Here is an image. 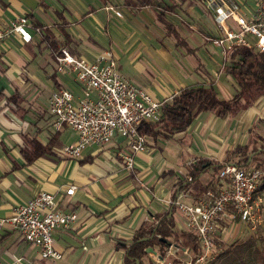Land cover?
<instances>
[{
	"label": "crops",
	"instance_id": "1",
	"mask_svg": "<svg viewBox=\"0 0 264 264\" xmlns=\"http://www.w3.org/2000/svg\"><path fill=\"white\" fill-rule=\"evenodd\" d=\"M230 1L248 18L256 10L255 0ZM217 4L0 0V27L27 15L33 35L30 43L16 34L0 44V220L42 191L54 193L64 212L78 215L69 230L54 232L61 259L32 260L38 249L17 230L5 228L0 235V264H126L124 245L143 226L174 208L168 200L195 203L217 181L214 165L229 163L236 147L253 140L264 146V96L225 117L204 113L171 139L147 135L148 148L136 155L132 169L120 156L126 146L120 136L109 145L88 148L77 160L62 154L63 146L77 141L76 131L68 126L61 131L50 128L52 93L65 87L77 97L83 95L71 75L57 71L61 47L88 62L112 48L123 75L160 101L169 102L184 87L210 79L217 81L223 99L233 98L236 82L223 71L227 56L206 39L221 34L214 21ZM109 6L123 17L107 10ZM161 11L176 33H168L159 20ZM227 24L236 28L232 20ZM211 67L219 76L211 73ZM15 95L16 100H11ZM42 148L45 153L37 154ZM200 160L213 165L193 174ZM71 186L75 192L67 195ZM173 215L176 229L189 231L186 216L176 209ZM165 248L162 251L167 252ZM167 255L149 253L144 260L167 264ZM20 257L23 261L17 262Z\"/></svg>",
	"mask_w": 264,
	"mask_h": 264
},
{
	"label": "built area",
	"instance_id": "2",
	"mask_svg": "<svg viewBox=\"0 0 264 264\" xmlns=\"http://www.w3.org/2000/svg\"><path fill=\"white\" fill-rule=\"evenodd\" d=\"M255 1L256 10L248 18L241 13L237 3L208 0V3H218L214 21L221 34L206 39L222 47L225 56L239 46L264 51V0ZM106 9L123 17L113 6ZM230 20L236 28L228 26ZM31 27L27 15L18 16L0 27V44L16 34L24 43H30L33 38ZM56 61L57 71L71 75L83 91V95L77 97L73 91L61 87L49 99L50 128L61 131L68 126L78 134L75 143L63 146V156L81 159L88 148L109 145L120 136L126 142L120 156L127 168H134L136 155L148 148V137L139 131L140 126L144 122H158L168 101L155 99L145 88L127 79L120 71L112 48L103 50L94 62H88L75 57L67 47H61ZM210 70L219 76L216 68ZM263 180L264 169L261 167L227 163L220 169L217 181L195 203L188 204L179 199L167 201L168 206L186 216L189 232L197 238L199 251L186 261L187 264H211L221 251L218 240L222 229L226 231L235 223L254 227L261 223L264 193H260L259 188ZM75 189L71 186L67 195L74 194ZM77 218L75 212H64L54 193L42 191L16 205L10 217L0 220V235L5 228L15 229L31 247L38 249L32 260H59L63 255L55 246L54 232L69 230ZM16 261L22 262L23 258Z\"/></svg>",
	"mask_w": 264,
	"mask_h": 264
},
{
	"label": "trees",
	"instance_id": "3",
	"mask_svg": "<svg viewBox=\"0 0 264 264\" xmlns=\"http://www.w3.org/2000/svg\"><path fill=\"white\" fill-rule=\"evenodd\" d=\"M161 1L163 0H125L126 3H136L140 6L157 4ZM158 18L163 22L168 33H176L174 25L167 20L164 11L159 13ZM223 71L232 76L236 82L237 91L233 98L223 99L218 91L217 81L214 79L202 84L186 86L163 106L162 117L158 122H144L139 131L145 135L168 140L177 132L191 127L198 117L204 113L212 112L219 117H225L237 112L245 104L253 103L264 96V51L258 52L245 46H239L228 52L227 59L223 64ZM16 98L15 95L11 97V100H16ZM45 151L46 149L42 148L37 154L45 153ZM231 156L229 163H236L240 166L255 165L264 169V146H257L255 140L250 145L236 147L231 152ZM212 165L207 160H200L195 165L192 173L201 174L205 168ZM224 166L225 163L214 165V168L219 173ZM263 191L264 180L259 188L260 193H263ZM173 213H175V208H171L157 217L156 222L149 226H143L135 233L132 241L128 245H124L126 264H152L151 261L146 262L144 260L145 256L149 254L147 253L149 247H153L157 253L166 256L167 252L162 251L163 244L160 237L168 239L172 245L183 251H186L183 239L190 238L194 242L193 254L198 253L196 236L189 231H178ZM223 233L224 229L221 230L218 240L219 248H221L218 257L220 258L232 252L242 257V252L249 241L236 247L227 248L226 243L222 240ZM257 252L261 257V264H264V255L260 251ZM173 264L187 263L184 260L175 259Z\"/></svg>",
	"mask_w": 264,
	"mask_h": 264
},
{
	"label": "rangeland",
	"instance_id": "4",
	"mask_svg": "<svg viewBox=\"0 0 264 264\" xmlns=\"http://www.w3.org/2000/svg\"><path fill=\"white\" fill-rule=\"evenodd\" d=\"M264 193V191H263ZM222 240L226 243L227 248L236 247L249 241L248 245L242 252V257L236 253H230L218 257L211 264H261V257L257 251L264 255V214L261 223L255 227L251 224L235 223L228 230L224 231ZM186 251L177 248H167V264H173L175 259L189 261L193 256L192 247L194 242L190 238L184 239ZM257 250V251H256Z\"/></svg>",
	"mask_w": 264,
	"mask_h": 264
},
{
	"label": "water",
	"instance_id": "5",
	"mask_svg": "<svg viewBox=\"0 0 264 264\" xmlns=\"http://www.w3.org/2000/svg\"><path fill=\"white\" fill-rule=\"evenodd\" d=\"M160 241L162 242V244L165 246V247H171L172 246V243L166 239V238H163V237H160ZM147 253H155V254H158L157 251L153 248V247H149L147 249Z\"/></svg>",
	"mask_w": 264,
	"mask_h": 264
}]
</instances>
